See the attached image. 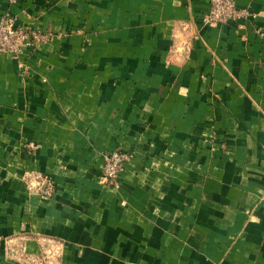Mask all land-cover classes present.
Instances as JSON below:
<instances>
[{"label": "crops", "instance_id": "1", "mask_svg": "<svg viewBox=\"0 0 264 264\" xmlns=\"http://www.w3.org/2000/svg\"><path fill=\"white\" fill-rule=\"evenodd\" d=\"M209 1L0 0V264H264V0Z\"/></svg>", "mask_w": 264, "mask_h": 264}, {"label": "built area", "instance_id": "2", "mask_svg": "<svg viewBox=\"0 0 264 264\" xmlns=\"http://www.w3.org/2000/svg\"><path fill=\"white\" fill-rule=\"evenodd\" d=\"M16 1L11 0L13 3ZM249 16H253V14L245 9L238 8L234 0H210L209 10L203 15L202 21L217 25L225 24L230 20L248 18ZM48 38L49 34L15 26L14 19L10 16H0V51L17 56L23 48L34 46L36 43L46 41ZM130 157V153L122 150L105 153V175L113 178L122 170ZM48 189V187H45L43 193L48 194Z\"/></svg>", "mask_w": 264, "mask_h": 264}, {"label": "rangeland", "instance_id": "3", "mask_svg": "<svg viewBox=\"0 0 264 264\" xmlns=\"http://www.w3.org/2000/svg\"><path fill=\"white\" fill-rule=\"evenodd\" d=\"M114 150H121V149H114ZM114 150H112V151H114ZM104 155H105V153L102 156V163H101V166L99 168V173H98V176H97V181L102 186L110 185V183L114 182L115 179H116V176L119 173L118 172L113 178H110V177L105 175V158H104ZM122 170H123V168H122ZM45 187L49 188L48 189L49 190L48 194H44L43 193V191L45 190ZM32 188L38 190L39 194L44 199L51 198L52 195H53V192H54L53 181L47 175H41V176L36 177V179L34 180V182L32 184ZM58 251H59V245L56 244L55 242L51 243L50 244V248L46 249L45 257L43 259L40 258L41 263L42 264H59V262H58L59 259L57 258ZM10 256H12L11 253H10Z\"/></svg>", "mask_w": 264, "mask_h": 264}]
</instances>
